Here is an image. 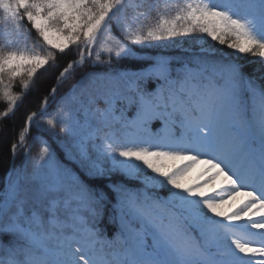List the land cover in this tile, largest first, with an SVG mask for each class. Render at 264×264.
Here are the masks:
<instances>
[{
	"label": "snow or ice",
	"instance_id": "6c2138e0",
	"mask_svg": "<svg viewBox=\"0 0 264 264\" xmlns=\"http://www.w3.org/2000/svg\"><path fill=\"white\" fill-rule=\"evenodd\" d=\"M72 49L53 99L86 61L107 70L80 75L54 114L44 98L11 145L0 264H264V0H0V119L22 102L17 79L28 90ZM45 116L63 162L41 138L18 167Z\"/></svg>",
	"mask_w": 264,
	"mask_h": 264
},
{
	"label": "trees",
	"instance_id": "16d2710c",
	"mask_svg": "<svg viewBox=\"0 0 264 264\" xmlns=\"http://www.w3.org/2000/svg\"><path fill=\"white\" fill-rule=\"evenodd\" d=\"M152 22H154V20ZM114 34L118 35V33ZM33 39H35L34 35ZM224 51L230 52L231 50L225 48ZM157 53L169 56L179 54L177 49L172 48L157 50L147 49L140 53V56L144 58L127 61L113 60L112 67L120 71H141L147 68L152 63V61L150 59H147V57H152ZM77 56L78 51L76 49H72L64 55L58 54L56 67L48 68L47 71L40 70L37 73V76L33 78V82L28 90L22 88V82L20 79H17L15 81L13 91L14 93L22 96V102H18V107L14 110L13 114H10L7 119H0V188L3 187L6 173L8 172L12 163V154L10 151V147L13 143L18 142V133L24 129L27 116L30 115L31 112L38 111L40 109L41 102L44 98H48L49 100L48 113L54 114L61 103V97L64 96V94L71 88L74 83H76L80 75L92 71L107 70L105 68L94 67L91 65L90 61H86L85 65L82 68L77 69L74 76L63 87L59 88L55 99H53L50 96V90L52 87L56 86L58 73L62 71L63 67L66 66L69 61L77 58ZM239 60L245 65V72L252 73L254 69H257L259 67V64L256 62L257 58L255 57L242 55L241 57H239ZM255 74L259 75V73ZM25 92L27 93L26 95L24 94ZM6 108V101L0 99V112L6 110ZM46 118V116L40 118V120L37 122L39 124V127H37L36 124L32 125L30 133L26 138L25 144L28 146L26 150L30 153V156L37 153L40 148L39 140L42 138L48 141V143L51 145L52 151L57 155V158L61 159V162H63L62 149L60 145L64 133L57 130L56 136L50 135L46 131V124L43 123ZM153 130L155 131L156 129L154 128ZM30 156L25 157L22 152L16 158V165L19 167L22 162H24L26 159L28 160ZM121 179H123V177H121L120 175H116L113 177L114 181ZM126 183L132 190H137L141 187L140 182L136 180L126 181ZM157 191H159L161 195L166 194V189H159ZM114 197L115 193H112L113 202H115ZM109 231H112V226H109Z\"/></svg>",
	"mask_w": 264,
	"mask_h": 264
},
{
	"label": "rangeland",
	"instance_id": "374dc122",
	"mask_svg": "<svg viewBox=\"0 0 264 264\" xmlns=\"http://www.w3.org/2000/svg\"><path fill=\"white\" fill-rule=\"evenodd\" d=\"M162 2H163V0H162ZM169 2L170 3H175V0H169ZM173 14H174V12H169V15H173ZM25 27H28V25L25 24ZM148 68H149V66L147 68H145V69H148ZM36 154L37 153H35L34 155L30 156V158L28 159L29 168L31 167V157H34Z\"/></svg>",
	"mask_w": 264,
	"mask_h": 264
}]
</instances>
